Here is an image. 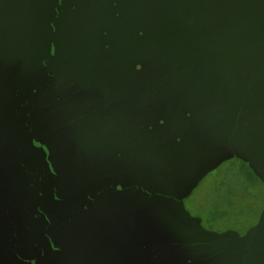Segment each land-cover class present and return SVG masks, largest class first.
Listing matches in <instances>:
<instances>
[{"label":"water","instance_id":"water-1","mask_svg":"<svg viewBox=\"0 0 264 264\" xmlns=\"http://www.w3.org/2000/svg\"><path fill=\"white\" fill-rule=\"evenodd\" d=\"M235 158L264 185V0H0V264H264V207L186 208Z\"/></svg>","mask_w":264,"mask_h":264},{"label":"trees","instance_id":"trees-1","mask_svg":"<svg viewBox=\"0 0 264 264\" xmlns=\"http://www.w3.org/2000/svg\"><path fill=\"white\" fill-rule=\"evenodd\" d=\"M205 180L207 191L200 194L204 214V220L201 219L209 229H213L220 221L230 219L234 208L252 197L259 184L263 185L246 163L236 158L223 163ZM129 232L135 235L137 225L129 228Z\"/></svg>","mask_w":264,"mask_h":264},{"label":"rangeland","instance_id":"rangeland-1","mask_svg":"<svg viewBox=\"0 0 264 264\" xmlns=\"http://www.w3.org/2000/svg\"><path fill=\"white\" fill-rule=\"evenodd\" d=\"M206 180L204 179L193 192L190 199L186 201V208L193 216L200 217L204 220L202 209V201L200 194L206 192ZM264 207V186L259 184L253 191V196L247 198L243 203L237 205L233 212V216L225 221H220L212 230L219 232L231 229L240 233L248 230L258 220L261 210Z\"/></svg>","mask_w":264,"mask_h":264},{"label":"flooded vegetation","instance_id":"flooded-vegetation-1","mask_svg":"<svg viewBox=\"0 0 264 264\" xmlns=\"http://www.w3.org/2000/svg\"><path fill=\"white\" fill-rule=\"evenodd\" d=\"M188 199H190V198H188ZM187 199V200H188ZM186 200V201H187ZM186 201H185V204H186ZM120 233L123 235V236H125L126 237V239L128 240V242H133L134 241V239H135V237H136V235H137V233L135 234V235H131L130 234V232H129V228L128 229H122V230H120Z\"/></svg>","mask_w":264,"mask_h":264}]
</instances>
